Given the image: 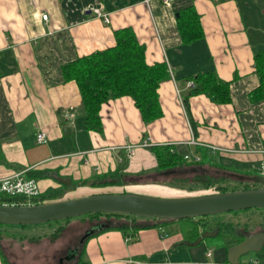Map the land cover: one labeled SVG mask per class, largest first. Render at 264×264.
<instances>
[{
    "label": "crops",
    "instance_id": "obj_1",
    "mask_svg": "<svg viewBox=\"0 0 264 264\" xmlns=\"http://www.w3.org/2000/svg\"><path fill=\"white\" fill-rule=\"evenodd\" d=\"M143 1L0 0V178L24 171L38 182L40 196L56 190L64 193L61 200L126 192L171 198L154 155L142 142L169 145L180 156L188 155L193 164L181 168L182 177L218 175L223 172L219 166L260 171V154L233 151L264 148V100H249L259 83L253 56L255 49H264V0H173L171 5L150 0L149 6ZM189 5L200 17L204 37L182 45L175 15ZM94 9L108 15L109 23L96 18ZM126 27L145 46L149 65L164 62L169 69L171 78L157 90L162 117L145 125L133 100L124 96L101 106L100 132L87 130L77 85L63 82L60 66L114 46L113 32ZM207 71L230 82L231 102L217 105L196 95L181 105L176 89L179 97L185 96L187 77ZM39 132L46 135L45 144H37ZM195 157L206 161L196 164ZM112 173L120 186L105 184ZM155 179L161 185L148 184ZM80 182L97 187H76ZM205 222L203 230L215 235L193 247L181 244L178 224L161 227L144 218L70 224L82 229L72 238L77 242L93 227H112L85 241V264H229V248L264 234L247 225ZM217 224H232L233 236L217 237ZM161 229L169 234L161 238ZM251 247L256 251L240 256L241 264H260L251 254L261 255L264 239ZM1 257L0 252L4 264Z\"/></svg>",
    "mask_w": 264,
    "mask_h": 264
},
{
    "label": "trees",
    "instance_id": "obj_2",
    "mask_svg": "<svg viewBox=\"0 0 264 264\" xmlns=\"http://www.w3.org/2000/svg\"><path fill=\"white\" fill-rule=\"evenodd\" d=\"M178 17L176 18L177 30L182 45H191L201 39L204 34L200 25V17L197 14L193 5L186 6L178 11ZM114 46L102 51H95L87 56L78 57L70 63H66L60 66V74L63 82L73 81L78 88L81 98V110L85 127L87 130L100 132L102 130V123L99 116L101 106L110 100H115L124 96L130 97L136 109L139 111L142 122L147 125L162 117V110L158 99L157 90L160 84L167 81L170 76L169 69L166 63H156L149 65L145 59V46L141 44L130 27L115 30L113 32ZM251 40V37H250ZM254 72L258 77V87L249 95L251 103H258L264 100V49H255L253 56ZM187 81L193 83L192 88L188 89L185 96H182L183 106H187L188 99L191 96L204 95L212 103L217 105H226L231 102L230 94V82L219 79L215 71H207L198 73L195 76H188ZM154 155L157 162V172L161 173V177H171L173 180L163 182L164 186H167L169 192H178L181 197L174 198H189L195 196L209 195L225 193L234 190H229L228 185L234 183L248 184V182L239 181L235 177H231L230 174L236 175H252L246 172H239L232 168H224L222 166L217 167V170H221V174L209 173V175H203L194 180L197 187L202 190H213V192L187 195V192H192V187L186 189V180H181L177 176L181 174V168L189 167L193 163L184 159V157L175 153L169 145H154L148 148ZM206 159L195 162L196 164H203ZM179 170V171H178ZM199 173V172H197ZM197 173L191 174L192 176ZM216 177V179H213ZM110 180L105 184L118 185L120 181L115 182L116 176L114 173L107 175ZM159 184L157 179L152 183ZM102 185V184H101ZM99 187H102V186ZM84 186H96L90 182H80L76 187ZM75 187V188H76ZM256 187V185H254ZM253 187V188H254ZM251 189L245 186L243 190ZM189 190V191H188ZM64 193L56 190H50L43 196L35 198L33 204H41L48 202H55L61 200ZM171 197V198H172ZM60 198V199H59ZM19 199H8L0 197L1 205H20ZM16 202V203H15ZM130 216L120 214H90L83 217H79L81 223H92L101 221L102 219L110 218H129ZM146 219V218H144ZM160 222L159 225L163 226L167 224H178L181 227V233L184 241L194 242L202 233L201 231L206 225V219L204 218H189L178 221H167L160 219H150ZM60 223L61 221H55ZM72 222L70 220H64V223L60 225L48 238L51 241L56 240L62 230L63 226ZM107 226V225H105ZM219 233L217 237L233 236L234 226L217 224ZM112 227L107 226L100 230H110ZM122 232H126L123 228ZM218 230V229H217ZM87 232V231H86ZM96 234V233H95ZM94 234V235H95ZM80 242L78 241V244ZM84 244H79L80 248L77 249V256L74 264H85L83 257L85 255ZM1 258L3 263L8 264L6 257L3 255L1 249ZM79 258V259H78Z\"/></svg>",
    "mask_w": 264,
    "mask_h": 264
},
{
    "label": "water",
    "instance_id": "obj_3",
    "mask_svg": "<svg viewBox=\"0 0 264 264\" xmlns=\"http://www.w3.org/2000/svg\"><path fill=\"white\" fill-rule=\"evenodd\" d=\"M176 13L175 17H178ZM239 181L250 182L256 188L237 190L218 194H209L189 198H157L131 193L94 194L90 196L55 202L30 205H1L0 225L25 226L33 224L52 223L83 217L90 214H120L140 218L178 221L189 218H204L212 215L238 212L248 209H264V177L258 174H230ZM105 225L93 227L80 239L83 244L88 237L99 232ZM214 233L203 231L194 242H183L187 247L197 246L205 238ZM248 236L228 250L229 264H241L239 257L255 252L251 247L252 239ZM264 236L260 235V240ZM251 247V248H250ZM77 251H70L65 261H73ZM60 264H63L61 259Z\"/></svg>",
    "mask_w": 264,
    "mask_h": 264
},
{
    "label": "rangeland",
    "instance_id": "obj_4",
    "mask_svg": "<svg viewBox=\"0 0 264 264\" xmlns=\"http://www.w3.org/2000/svg\"><path fill=\"white\" fill-rule=\"evenodd\" d=\"M149 152L150 150L147 149ZM151 153V152H150ZM255 174L260 175L259 170L254 171ZM181 180H186V189L192 187V192H187V195H198L208 192H213V190L204 191L202 188L197 187L194 180L201 176V173H197L192 176L191 174H186L184 177L177 176ZM166 181L173 180L171 177H161ZM216 179V177H213ZM247 186L248 188H253L254 184L248 182V184L234 183L228 185L229 190H243ZM189 191V190H188ZM127 193V192H126ZM134 194V193H131ZM142 195V194H136ZM167 195L181 197L182 195L178 192H169ZM77 196V195H72ZM147 196V195H146ZM82 197V196H81ZM160 198V197H157ZM167 199V198H165ZM129 218L138 219L140 217L130 216ZM201 218V217H198ZM147 219V218H146ZM209 223H233L237 225H247L250 229L256 227V230L264 231V209H248L238 212H227L217 215H212L205 217ZM79 218L71 219L72 222L78 221ZM64 221L60 223H44V224H33L25 226H13V225H0V248L3 249L4 256L9 261L10 264H58L59 258H64L68 253V249H79V244L77 241H73L74 235L81 232L82 229L73 228L75 226L70 223L65 224L60 236L51 241L48 236L53 233ZM86 224V223H84ZM83 224V225H84ZM70 229L69 232H66ZM167 231V230H166ZM164 230V233L166 234ZM169 231V229H168ZM65 234V235H64ZM169 234V233H168ZM167 234V235H168ZM65 237V242L62 245H57L58 241ZM130 236V234H129ZM129 238V237H128ZM62 242V243H63ZM74 247V248H71ZM253 258H256L260 264L264 262V249L261 255L257 253L251 254ZM5 264V263H4ZM74 264V263H73Z\"/></svg>",
    "mask_w": 264,
    "mask_h": 264
},
{
    "label": "built area",
    "instance_id": "obj_5",
    "mask_svg": "<svg viewBox=\"0 0 264 264\" xmlns=\"http://www.w3.org/2000/svg\"><path fill=\"white\" fill-rule=\"evenodd\" d=\"M163 5H171L173 0H157ZM150 0H144L143 3L147 6H149ZM93 14L96 18L102 19V21L106 24L109 23L108 15L101 13L99 9H94ZM47 15H42V20L47 21ZM193 83L188 82L187 88H192ZM177 92V99L181 105H183L182 98L179 97L180 91L176 89ZM69 118H72V116H69ZM36 142L37 144H45L47 142V137L44 133L39 132L36 135ZM200 146H203L199 144ZM151 145L148 142H142L141 147L142 148H150ZM210 148L213 152L221 151L220 148L215 146H207ZM233 152H243V153H258L261 155V169H260V175L264 177V148L259 149L258 151H233ZM184 159L190 160V157L188 155L184 156ZM194 162H198L200 160L199 157L193 158ZM40 195V189L38 186V182L31 178L27 177L23 172H17L15 174H12L11 176L0 178V197H5L8 199H22L25 200L24 202H19L20 205H30L33 204L32 201L37 198ZM167 235L164 233V231L161 229V238L166 237ZM210 253L207 254L209 256ZM247 264H257L256 261H250Z\"/></svg>",
    "mask_w": 264,
    "mask_h": 264
},
{
    "label": "flooded vegetation",
    "instance_id": "obj_6",
    "mask_svg": "<svg viewBox=\"0 0 264 264\" xmlns=\"http://www.w3.org/2000/svg\"><path fill=\"white\" fill-rule=\"evenodd\" d=\"M256 187H257V186H256ZM256 187H254V188H256ZM260 235H263V236H264L263 233L260 234ZM260 235H259V234H253V236H255V237H253V239H252V244H256V243L259 242V240H260ZM76 250H77V249H76ZM70 251H72V250H70ZM70 251H68V253L66 254V256H65L64 258H59V259H58V264H60V263H59V260H60V259H61V261H62L63 264H73V263H75V260H76V259H74L73 261H69V262L65 261V258L69 255ZM74 256H75V258H76V255H74Z\"/></svg>",
    "mask_w": 264,
    "mask_h": 264
}]
</instances>
